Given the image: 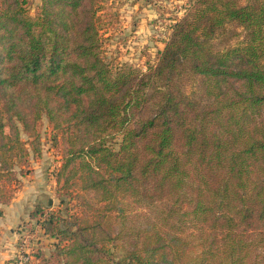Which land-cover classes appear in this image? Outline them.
Masks as SVG:
<instances>
[{
    "label": "trees",
    "instance_id": "1",
    "mask_svg": "<svg viewBox=\"0 0 264 264\" xmlns=\"http://www.w3.org/2000/svg\"><path fill=\"white\" fill-rule=\"evenodd\" d=\"M104 1L0 0V205L46 119L64 264H264V0H195L146 71L106 61Z\"/></svg>",
    "mask_w": 264,
    "mask_h": 264
},
{
    "label": "rangeland",
    "instance_id": "2",
    "mask_svg": "<svg viewBox=\"0 0 264 264\" xmlns=\"http://www.w3.org/2000/svg\"><path fill=\"white\" fill-rule=\"evenodd\" d=\"M239 1L244 5L248 3V0ZM37 2L33 0L32 15L37 11ZM194 2L105 0L101 34L106 61L113 67L129 65L141 71L155 65L158 53L164 49L171 35L173 25L187 14ZM38 132L42 149V158L37 159L42 161L38 168L39 174L32 176L35 164L31 162L29 173L23 179V187L16 197L8 205H0L3 211V217L0 218V264H64L66 258L54 245L55 240L45 234L41 227L43 219L40 214L42 211H54L61 220L74 223L73 218L69 217L82 211L78 199L71 202L67 197L56 195L58 187L55 173L62 164L65 143L60 140V135L55 141V134L46 119L39 124ZM22 138L28 139L24 134ZM120 141L117 139L112 144L115 150H118ZM29 176H32V180H28ZM36 214L37 217H33ZM64 228L61 222L59 229ZM110 247L115 257L121 256L120 242Z\"/></svg>",
    "mask_w": 264,
    "mask_h": 264
},
{
    "label": "crops",
    "instance_id": "3",
    "mask_svg": "<svg viewBox=\"0 0 264 264\" xmlns=\"http://www.w3.org/2000/svg\"><path fill=\"white\" fill-rule=\"evenodd\" d=\"M37 3H40V0H38ZM40 162L42 163V161L40 160H33V163L35 164L32 168L33 172H32V176H37L39 174V166H40ZM60 167V165H59ZM32 176L30 177L29 176V179L28 180H32ZM34 178V177H33ZM43 185H45V183H43ZM45 189V188H44ZM47 198V197H46ZM50 204H52V202L50 201Z\"/></svg>",
    "mask_w": 264,
    "mask_h": 264
},
{
    "label": "built area",
    "instance_id": "4",
    "mask_svg": "<svg viewBox=\"0 0 264 264\" xmlns=\"http://www.w3.org/2000/svg\"><path fill=\"white\" fill-rule=\"evenodd\" d=\"M21 262V261H20Z\"/></svg>",
    "mask_w": 264,
    "mask_h": 264
}]
</instances>
